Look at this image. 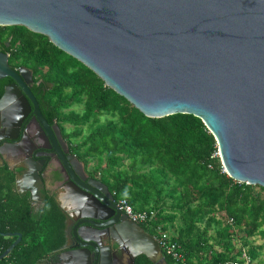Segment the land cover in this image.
<instances>
[{
  "label": "water",
  "instance_id": "95a60500",
  "mask_svg": "<svg viewBox=\"0 0 264 264\" xmlns=\"http://www.w3.org/2000/svg\"><path fill=\"white\" fill-rule=\"evenodd\" d=\"M0 25L48 36L149 117L198 116L215 136L227 174L264 187V0H0ZM6 77L13 82L0 98V116L9 104L17 123L33 110L48 128L31 89L33 70L13 68L0 49V79ZM75 179L110 211L93 214L97 206L75 195L76 206L91 210L85 214L90 228L108 220L134 257L165 264L158 240L112 202L106 183ZM78 226L68 227L67 246L50 252L44 264H105ZM7 235L18 238L0 260L22 239L21 232Z\"/></svg>",
  "mask_w": 264,
  "mask_h": 264
},
{
  "label": "trees",
  "instance_id": "16d2710c",
  "mask_svg": "<svg viewBox=\"0 0 264 264\" xmlns=\"http://www.w3.org/2000/svg\"><path fill=\"white\" fill-rule=\"evenodd\" d=\"M0 49L10 65L33 70L32 88L44 115L58 122L77 155L101 175L117 199L136 211L154 210L152 235L171 234L180 258L165 264H217L241 257L264 264V187L239 182L224 171L215 136L194 114L149 117L109 87L92 69L56 46L48 36L22 25H0ZM11 77L0 79V97ZM46 83L50 84L47 88ZM67 124H71L68 128ZM0 187L1 230L23 239L0 264H44L65 243L66 215L50 198L45 209ZM160 227V229H159ZM15 236L0 234V255ZM136 264H157L145 254Z\"/></svg>",
  "mask_w": 264,
  "mask_h": 264
},
{
  "label": "flooded vegetation",
  "instance_id": "af4514ba",
  "mask_svg": "<svg viewBox=\"0 0 264 264\" xmlns=\"http://www.w3.org/2000/svg\"><path fill=\"white\" fill-rule=\"evenodd\" d=\"M9 84L5 85L4 91ZM33 86L34 82L31 89ZM39 107L49 123L48 128L33 113V110L26 114L20 123L13 119V115L9 116V104L1 111L0 187L7 185V189L4 191L7 194L6 201H9L10 171L15 177L13 191L30 202L31 211L45 209L48 200L53 198L65 213L66 240L64 245L55 251L61 252L67 246L68 227L79 224L78 227L83 228L99 247L105 264H132L133 259L136 264L139 255L134 257L130 246L123 240L122 231L118 230L116 225H106L105 222L108 220H100L99 227L90 228L86 223L85 214L90 213L91 210L76 206L74 197L78 193L87 197L88 204L97 206L98 209H93V214L105 216L110 211L102 209L90 195L84 194L75 177L78 176L88 182L94 180L104 182V180L101 175L95 173L91 165L86 164L75 153L58 122L51 121L44 115L40 103ZM34 191L36 193H33ZM109 191L113 195L112 202L119 206V200L110 187ZM106 195L110 197L108 193ZM119 208L121 209L120 206ZM14 232L20 231L1 230L0 226V234L4 236L12 237L13 235H7V233ZM15 237L18 238V236ZM71 243L75 244L77 241L73 239L70 241Z\"/></svg>",
  "mask_w": 264,
  "mask_h": 264
},
{
  "label": "built area",
  "instance_id": "2783aa9c",
  "mask_svg": "<svg viewBox=\"0 0 264 264\" xmlns=\"http://www.w3.org/2000/svg\"><path fill=\"white\" fill-rule=\"evenodd\" d=\"M213 156H219L220 157L219 150H217ZM223 168H224V166H223ZM224 171L226 172L225 168H224ZM118 204L121 207V209L123 210V212L126 213L132 221L137 222L139 224H141V223L150 224L154 220V218L156 217V213L154 210L136 211L133 208V205L130 204L127 201V199H125V198L119 199ZM159 229H160V227H159ZM170 234H171V232L169 234L164 233L162 235L153 234V236L160 243V246L162 247V252H164L166 255H171V256H174L176 258H180L181 254L178 251V248H177L178 245L176 243L168 240V237ZM217 264H253V261H252L251 256L249 255V253L246 250H244L242 252V255L240 258L235 259V260H228L225 262H220Z\"/></svg>",
  "mask_w": 264,
  "mask_h": 264
},
{
  "label": "rangeland",
  "instance_id": "374dc122",
  "mask_svg": "<svg viewBox=\"0 0 264 264\" xmlns=\"http://www.w3.org/2000/svg\"><path fill=\"white\" fill-rule=\"evenodd\" d=\"M68 128L71 127V124H67ZM91 166H93V163H91ZM255 240V243L256 244H264V239L261 237V236H256V238H254ZM262 256L264 258V249L262 251ZM162 256L159 255V259L161 258Z\"/></svg>",
  "mask_w": 264,
  "mask_h": 264
}]
</instances>
